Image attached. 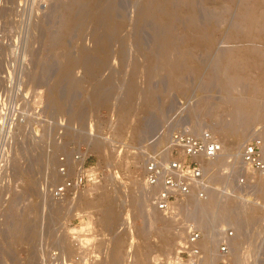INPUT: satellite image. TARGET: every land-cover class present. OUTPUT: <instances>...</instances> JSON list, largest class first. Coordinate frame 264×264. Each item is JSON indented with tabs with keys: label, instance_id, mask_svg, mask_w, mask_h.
<instances>
[{
	"label": "rangeland",
	"instance_id": "374dc122",
	"mask_svg": "<svg viewBox=\"0 0 264 264\" xmlns=\"http://www.w3.org/2000/svg\"><path fill=\"white\" fill-rule=\"evenodd\" d=\"M146 1L148 0L2 1L0 98L20 100L26 116L21 122L0 127V264H40L37 243L43 221L49 237L64 233L67 251H71L68 243L72 235L65 232L67 227L80 226L87 236L94 230L99 236L96 246L99 260L96 264H111L110 256L114 252L118 254V264H170L172 252L182 241L175 242L167 233L166 237H160L164 226L171 230L178 227L184 229L182 226L188 220L190 212L203 211L209 205L208 210L206 209L208 213L203 211L206 215L203 212L197 214L205 215L202 217L207 222L205 217L209 214L223 216L224 212L218 209L222 203L233 207L242 202L241 196L228 197L226 200L212 192L211 199L208 200L212 205L202 201V208V205L199 206L201 202L197 200L198 210L191 207L193 201L191 204L189 202L187 211L190 208L193 210L190 209L192 211L186 216L181 213L187 199L182 204L178 203L175 209V214L178 210L181 214L178 217L167 213L160 215L161 212L158 214L161 219L157 216L151 217L153 208L149 205L144 191L146 183L142 176V154L139 146L177 111L178 114L185 115L187 123L196 122L201 125L200 129L193 131L198 132L205 128L213 130L216 124H221L219 119L226 121L227 114L232 110V101L243 97L245 100L260 99L262 111L260 110L258 117L249 120L250 122L246 120L245 125L240 122V125L235 124L244 133L238 137V141L243 146L245 141L258 135L262 138L264 151V96L258 97L247 81L241 88L236 89L235 83L228 78V69L218 59L223 51L229 53L240 49H250L253 52L249 56L254 53V58H258L256 55L264 51V39L250 40L241 34H237L235 39V35H232L236 30L233 23L243 7L240 0H224L228 3L226 10H222L223 0H193V6L191 0H186L185 4L177 3L172 7L177 18L172 20L173 26L169 23V28H164V23L159 22L155 11L149 15L144 13ZM156 1L163 6L167 2ZM67 8H71L69 13ZM102 12L109 16V22L106 20L103 27L111 33L103 28L109 38L106 55L96 46L99 34L96 33V27L100 23L97 19ZM71 16L76 17L78 23L69 30ZM191 20L198 21V26L192 24ZM211 24L217 30L214 31ZM67 31H70L69 34ZM204 34H209L206 35L207 40ZM166 36L172 38L175 44L163 50L160 43ZM208 37L214 42L210 44ZM196 38L198 39L195 40ZM201 39L205 43L209 42L208 46ZM200 40L203 43L198 42ZM221 41L225 42L220 45ZM68 59L74 60L72 68L68 77L62 79V86L59 88L62 93L61 96L59 93V97L63 96L60 98L61 107L63 100L64 107L59 106L57 109L53 101H50L52 99L48 96L47 89H50ZM178 60L186 68H175L174 63ZM91 62L97 65L89 70ZM250 74L252 80L259 81L261 78L258 77L261 71L257 68L251 69ZM260 82L264 86V82ZM19 86L20 89L15 90ZM56 92H52V95ZM207 104L212 107L209 105L208 109ZM112 112L113 117L110 115ZM10 113L9 109L0 107L1 119H7ZM58 117L66 118L69 124L62 134L58 133L53 124L48 126L44 120ZM111 118L114 119L113 125ZM91 119L92 125L89 127ZM217 135L220 137L219 133ZM95 141L99 143L100 151L97 150L98 145L91 150ZM79 146L87 147L89 155L86 165L96 166L99 180L77 191L73 200H50L44 211L39 194V182L44 171H53L60 154L71 156ZM103 146L105 150H102ZM228 155L231 156L230 153ZM235 159L236 157L228 158V167L233 165ZM57 177L60 176L57 174ZM223 177L215 180V183H221ZM258 178L259 192L264 193V173L259 174ZM98 195L105 198L101 199L102 205L99 206L103 209L106 203L109 205L106 207L112 210L114 221L109 224L110 227L98 222L99 213L102 212L96 205L100 200ZM96 199L98 202H93L96 206L92 202L90 206L89 200ZM78 200L83 201L79 204ZM192 200L196 201L194 198ZM84 201H88V207L83 204ZM248 210L245 216H240L241 223L237 230L245 229L250 207ZM125 212L129 215L130 225L123 221ZM223 218L224 216L222 221L225 223ZM22 220L27 222L28 227L21 231L18 224ZM185 231L184 229L183 236ZM20 232L22 238L17 241L16 237ZM163 238L169 241L165 248L161 246L164 245ZM115 249L117 250L114 251ZM211 264L221 263L216 260L211 261Z\"/></svg>",
	"mask_w": 264,
	"mask_h": 264
},
{
	"label": "built area",
	"instance_id": "2783aa9c",
	"mask_svg": "<svg viewBox=\"0 0 264 264\" xmlns=\"http://www.w3.org/2000/svg\"><path fill=\"white\" fill-rule=\"evenodd\" d=\"M16 89H20V86ZM0 107L11 112L7 119L0 118V127L21 122L26 116L23 104L17 98H0ZM178 112L160 124L139 146L149 205L159 211L174 213V205L184 203L191 196L203 201L212 192L221 197L236 198L239 195L255 208L257 220L256 224L246 225L237 237L235 226L220 222L216 213L206 217L205 225L195 215L189 214L188 220L182 226L186 230L184 241L175 247L170 264H201L209 254L216 258L215 262L218 260L221 264H264V193L259 192L258 182V175L264 173L262 138L254 135L245 141L240 161L228 167L224 180L216 184L206 173L204 163L215 158L222 149L220 137L209 128L193 131L186 122L185 115ZM110 115L113 117V112ZM112 119L111 125L114 124ZM44 120L48 126L53 124L59 134L69 125L64 117ZM91 125L92 119L89 127ZM87 153V147L79 146L71 156L60 154L53 171H44L39 182L44 211L50 200H73L77 191L99 180L96 166L86 165L89 155ZM1 168L0 157V170ZM41 225L37 243L40 264H96L99 260V250L96 247L99 236L94 230L87 236L80 226L67 227L65 232L72 233L69 242L71 251H67L64 233L49 237L44 229L45 221ZM237 238H241L242 242L235 246L233 242ZM206 239L209 244L204 248L202 242ZM235 247L238 260L230 258Z\"/></svg>",
	"mask_w": 264,
	"mask_h": 264
},
{
	"label": "bare ground",
	"instance_id": "6f19581e",
	"mask_svg": "<svg viewBox=\"0 0 264 264\" xmlns=\"http://www.w3.org/2000/svg\"><path fill=\"white\" fill-rule=\"evenodd\" d=\"M2 1L3 0H0V6H1V3H2ZM75 1V0H74ZM79 1V0H78ZM94 1V0H93ZM161 1V0H160ZM185 1L186 0H167V2H165V5L163 6L162 4H160L158 1H156V0H148V1H146L147 2V4L145 5V7H144V13L145 14H147V15H149L150 14V12H156L157 14H158V18L160 19L159 20V22L160 21H162L163 23H164V28L165 27H168V25H169V23L171 24V22H172V20H176V11H174L173 9H172V7L174 8V6L173 5H175V4H177V3H179V5L182 3V4H185ZM189 1V0H188ZM224 1V0H223ZM229 1H232V0H229ZM234 1V0H233ZM238 1V0H237ZM241 2L240 3H242V5H243V7H242V9L238 12L239 14H238V19H235V22L233 23V24H235V26L234 27H236V28H234V29H236L235 30V32H234V30H233V34L232 35H235V39L237 38L236 37V35L237 34H241L242 36H244V37H246V38H249L250 40L251 39H264V0H240ZM90 2V1H89ZM98 2V1H97ZM101 2V1H100ZM115 2V1H114ZM191 6H193V4L195 3V2H193V0H191ZM225 2H227V1H224L222 4H221V6H222V10H226L227 8H228V3L226 4ZM4 3V2H3ZM92 3V2H91ZM95 3V2H94ZM233 3V2H232ZM73 4H74V2H73ZM76 4V3H75ZM97 4V3H96ZM5 5V4H4ZM84 5V4H83ZM94 5V4H93ZM103 5V4H102ZM190 5V4H189ZM188 5V6H189ZM80 7L82 6V5H79ZM108 6V5H107ZM111 6V5H110ZM144 6V5H143ZM142 6V7H143ZM178 6V5H177ZM187 6V5H186ZM195 6V5H194ZM176 7V6H175ZM241 7V6H240ZM72 8V7H71ZM71 8H67L66 10L68 11V13L70 12V10H71ZM98 8V7H97ZM192 8H194V7H192ZM92 9V8H91ZM90 9V10H91ZM100 9V8H99ZM109 9V8H108ZM195 9V8H194ZM193 9V10H194ZM1 10V9H0ZM142 10V11H143ZM172 10L174 11V13L172 12ZM86 11V10H85ZM93 11V10H92ZM103 11V10H102ZM104 11H106V10H104ZM75 12V11H74ZM191 12V11H190ZM194 12V11H193ZM99 14V13H98ZM106 14L107 13H105V12H102V14H100V16L98 17V19H97V21L98 20H100V23H98V22H96V23H98L99 25L96 27L97 29H96V33H99L98 34V42H97V49H100V51H102V53L103 52H105V55L107 54L106 52H107V46H109V38H108V36H107V32L108 33H110L109 31H107L103 26V24L105 23V21L107 20V22H109L108 21V18H109V16L107 17L106 16ZM190 14H192V12L190 13ZM75 15V14H74ZM193 15H194V13H193ZM196 15V14H195ZM194 15V16H195ZM97 16V15H96ZM156 16V15H155ZM237 16V15H236ZM66 17V16H65ZM78 17V16H77ZM106 17H107V19H106ZM176 17V18H175ZM189 17V16H188ZM188 17H187V19H188ZM182 18V17H181ZM181 18H179V19H181ZM193 18V16L191 15V17H190V19H192ZM186 19V18H185ZM184 19V20H185ZM189 19V20H190ZM196 20H197V18H195ZM195 19H193L194 21H195ZM70 20V22H72L71 24H70V26L68 27V29L69 30H71L70 28H72L71 26L72 25H76L77 23H78V19L76 18V17H74V16H71V18L69 19ZM114 20V19H113ZM178 20V19H177ZM161 22V23H162ZM175 22V21H174ZM189 22V21H188ZM188 22H187V24H188ZM198 22V21H197ZM197 22H192V20H191V23L193 24V23H195L194 25L195 26H198V24L196 25V23ZM212 24H213V22H211ZM113 24V23H112ZM212 24H211V27L213 28V30L215 31V27H213L212 26ZM69 25V24H68ZM95 25V24H94ZM162 25V24H161ZM167 25V26H166ZM172 25V24H171ZM174 25V24H173ZM172 25V26H173ZM190 25V24H189ZM96 26V25H95ZM170 26V25H169ZM171 26V27H172ZM194 26V27H195ZM113 27V26H112ZM163 27V26H162ZM103 28L107 31H103ZM169 28V27H168ZM167 28V29H168ZM67 29V30H68ZM95 29V28H94ZM117 29V28H116ZM197 29V28H196ZM195 29V30H196ZM118 30V29H117ZM170 30H171V28H170ZM198 30V29H197ZM196 30V31H197ZM212 30V31H213ZM217 30V29H216ZM202 31V30H201ZM219 31V30H218ZM68 32V31H67ZM70 32V31H69ZM69 32H68V34H69ZM112 32V31H111ZM95 33V34H96ZM113 33V32H112ZM197 33V32H196ZM199 34H200V32H198ZM211 33V32H210ZM111 34V33H110ZM161 34V33H160ZM164 34H165V32H164ZM164 34H163V36H164ZM172 34V33H171ZM170 34V35H171ZM198 34V35H199ZM202 34V33H201ZM197 34H195V36H196ZM203 35V34H202ZM206 35H208L209 36V34H204V37H206L205 39L207 40V36ZM110 36H112V35H110ZM167 36H169V35H167ZM167 36H166V38H164L162 41H161V43L160 44H162V48H163V50H167L168 48L167 47H169V45H174L173 44V39L171 38V39H169V38H167ZM194 36V37H195ZM211 36V35H210ZM199 37V36H198ZM200 37H202L203 38V36H200ZM230 37V36H229ZM233 37V36H232ZM209 38V37H208ZM212 38H213V36H212ZM211 38V39H212ZM160 39V38H159ZM198 38H196L195 40H197ZM204 39V38H203ZM210 39V38H209ZM208 39V40H209ZM209 40L210 41V44L211 43H213L214 42V40L212 39V40ZM233 39V38H232ZM175 40V39H174ZM202 40V39H201ZM201 40L200 41H198V42H201ZM230 40V39H229ZM203 41V40H202ZM212 41V42H211ZM231 41V40H230ZM263 41V40H262ZM175 42V41H174ZM197 42V43H198ZM204 42V41H203ZM203 42H201V43H203ZM225 41H221L219 44L221 45V43H224ZM233 42V41H232ZM62 43V42H61ZM209 43V42H208ZM208 43H205L204 42V44L205 45H207L208 46ZM181 44V43H180ZM199 44V43H198ZM58 45V44H57ZM60 45V44H59ZM204 45V46H205ZM170 46V47H171ZM209 46H211V45H209ZM65 47V46H64ZM160 47V48H161ZM96 49V50H97ZM99 51V50H98ZM109 51V50H108ZM243 51H246V52H243ZM249 53H248V52ZM251 52H253V51H251L250 49H240V50H236V51H232V52H222V53H220V55L218 56V59H220L219 61H221V62H223L222 64H223V66H225V69H228V78L230 79V80H232L234 83H235V85H236V89L239 87V88H241L240 86L243 84V83H246L245 81H247V83H249L248 85H250L249 87H251L252 89L251 90H253V92L258 96V97H263L264 96V86L261 84V82H260V80H262L263 82H264V51L261 53H259V54H257L256 56H258V58H254L255 56H254V53H252L253 55L251 56H249V54L251 53ZM256 52V51H255ZM102 58V57H101ZM105 58H106V56H105ZM100 59V58H99ZM107 59V58H106ZM74 60H67L66 61V63L64 64V66L60 69L61 71L59 72V75H58V77L55 79V80H53L54 82H52V84L50 85V89L48 90L47 89V91H48V96L52 99V100H50V101H53V105L55 106V107H57V109H58V107L60 106L61 107V100H60V98H63V96L62 97H59V93H60V96H61V92H59V88L62 86V79L64 80L66 77H68V74H69V72H70V69L72 68V62H73ZM90 61H93V60H90ZM94 61H95V59H94ZM101 63V62H100ZM74 64V63H73ZM91 65L92 66H90L89 67V70H92V69H94L95 67H93L94 65H97V63H93L92 64V62H91ZM100 66V65H99ZM174 67L175 68H178L179 70H181V68H184L185 67V64L184 63H182V61H180V60H178V61H176L175 63H174ZM186 68V67H185ZM253 68H257V69H259L260 71H261V74H260V76H258L259 78H260V80L259 81H255V80H252L251 79V74H250V70L251 69H253ZM175 70V69H174ZM183 74H184V72H183ZM248 85H247V87H248ZM246 87V86H245ZM238 88V89H239ZM130 90L132 89V88H129ZM249 89V88H248ZM57 91V92H56ZM128 91V90H127ZM132 91V90H131ZM52 92H56L55 94H54V96L52 95L53 93ZM67 92V91H66ZM75 92V91H74ZM130 93H132V92H130ZM129 93V94H130ZM128 94V93H127ZM64 95V94H63ZM254 95V94H253ZM53 96V97H52ZM66 96V95H65ZM102 97H103V94L101 95ZM101 96L99 97V98H101ZM256 96V97H257ZM98 98V99H99ZM254 99V98H253ZM263 99H264V97H263ZM262 99V100H263ZM63 100V99H62ZM101 100H103V98L102 99H100L99 101H101ZM259 100L260 99H255V100H245V99H243V97H242V99L240 98L239 100H233L232 101V110H231V112H229L226 116V118H225V122H224V120H222V119H219L220 121H221V124H216V126L215 127H213V130L212 131H214V133L215 132H218L219 134H220V139H221V142H222V149L220 150V152L217 154V156L215 157L216 159H218V160H211V159H208L207 161H206V163H204V168H205V171H206V173H208L209 175H210V177H212V179L215 181V180H218V179H220L221 177H225V171H226V169L228 168V166L230 165V162L228 161V158H231V157H236V159H235V161L232 163V164H235V163H237V162H239L240 161V155H241V149H240V147L242 146V144H240L239 143V141H238V137L241 135L242 136V134H244V133H241L242 132V130H240V127H236L235 126V124L236 123H238V122H240V123H247V121L246 120H248V122H250L249 120H253L254 118H256V117H258V115H259V112H260V110L262 109L261 108V101L259 102ZM49 101V102H50ZM104 102V101H103ZM102 103V102H101ZM262 103H263V101H262ZM206 104V103H205ZM208 105V104H207ZM210 105V104H209ZM208 105V106H209ZM264 105V104H263ZM263 105H262V107H263ZM63 107H64V100H63V105H62ZM200 106H202V105H200ZM205 106V105H204ZM204 106H202V107H204ZM211 106V105H210ZM210 106L208 107V109L210 108ZM63 107H61V108H63ZM207 107V106H206ZM212 107V106H211ZM264 108V107H263ZM60 109V108H59ZM147 109V108H146ZM212 109V108H211ZM207 110V109H206ZM208 111H211V110H208ZM262 111V110H261ZM228 112V111H227ZM220 114V113H219ZM261 114V113H260ZM260 118V117H259ZM219 122V121H218ZM252 122V121H251ZM190 124V127H191V129L192 130H198V129H200L201 128V125L199 124V123H196V122H190L189 123ZM239 124V123H238ZM218 125V126H217ZM240 125V124H239ZM239 125H237V126H239ZM245 125V124H244ZM241 126H242V124H241ZM242 128H243V126H242ZM217 133V134H218ZM239 140H240V138H239ZM98 142V141H97ZM226 142V143H225ZM95 143H96V141H95ZM95 143H93L92 144V146H91V150H93L95 147H97V145H98V149L97 150H99V149H101V147L99 148V143L97 144H95ZM226 145H225V144ZM243 143V142H242ZM224 146V147H223ZM104 147V146H103ZM93 148V149H92ZM223 148H224V150L225 151H223ZM96 149V148H95ZM90 150V151H91ZM102 150H105V147L102 149ZM100 151V150H99ZM106 152V151H105ZM231 154V156L230 155H228L227 156V154H229V153ZM264 152V151H263ZM106 154V153H105ZM220 156V157H219ZM218 157V158H217ZM215 158H213V159H215ZM83 161V159L80 161V162H82ZM19 170V169H18ZM28 171H26V173H27ZM223 172V173H222ZM248 172H250V173H252L251 171H250V169H248ZM262 174V173H261ZM110 175H111V177H113L114 178V176H113V174L110 172ZM223 177V178H224ZM111 179V178H110ZM114 180V179H113ZM258 182H259V185H260V179L258 178ZM115 183V182H114ZM114 186H115V184H113ZM100 186V185H99ZM113 186V187H114ZM116 187V186H115ZM101 188H102V186H101ZM103 190H104V188H103ZM145 192H146V196H147V198H148V191H147V186L145 187V190H144ZM98 192H100V188H99V191ZM104 192H106V191H104ZM86 193V192H85ZM101 193H102V190H101ZM102 195H105L104 193L102 194ZM211 195H212V193H210V195L208 196V198L206 199V200H203V203H207V202H209L210 203V201H208V200H210L211 199ZM99 196V195H98ZM97 196V198L99 199L100 198V200H98L99 201V203L98 204H96L99 208H101L100 206L102 205L101 204V202H102V200L101 199H103V200H105V198H101L100 196L98 197ZM108 196V195H107ZM117 196H119V194H117ZM95 197L96 196H94V200H95ZM104 197V196H103ZM111 197V196H110ZM121 197V196H120ZM221 197V196H220ZM238 197H240V196H238ZM115 198H116V196H115ZM118 198V197H117ZM190 198H194L196 201H194V200H188V199H190ZM222 198V197H221ZM241 198V197H240ZM79 199H80V197H79ZM113 199V198H112ZM223 199H229L228 197H224ZM239 199V198H238ZM94 200H92V201H90L89 200V205L91 206L92 204H91V202L93 203V202H98L97 201V199H96V201H94ZM119 200H121V199H119ZM225 200V201H226ZM242 200V199H241ZM79 201V200H78ZM83 201V200H82ZM82 201H79L78 203L80 204V202H82ZM113 201V200H112ZM140 201V200H139ZM187 201L188 202H186V205H185V207H184V209L182 208V213L181 214H184L185 216H186V214H188V212H190V211H192L193 209L192 208H190V207H188V208H190V209H192V210H190V209H188V211H187V206H188V204H189V202H190V204H191V202L193 201V203L191 204L192 206L191 207H193L194 209H198L199 210V208H197V204H198V202H197V199L194 197V196H191V197H189V198H187ZM207 201V202H206ZM121 202H122V200H121ZM142 202V201H141ZM199 202H201V204L199 205V206H201L202 208H204V206H203V204H202V201H199ZM88 201H86V203H85V201H84V203L83 204H85V205H87V207L89 206L88 204ZM209 203H207V204H209ZM99 204H101L100 206H99ZM177 204V205H176ZM175 205H174V211H175V209H177V206L179 205L178 203H176ZM207 204H204V205H207ZM78 205V204H77ZM93 205H94V207L96 206L94 203H93ZM106 203H105V205L103 206V209H102V212H100L99 210V217H98V222L100 221V223H102L104 226L106 225H109L110 223L112 224V221H114L113 220V214H112V210H111V208H109V207H106ZM210 205H212V202L210 203ZM230 204H228V203H222L221 204V206L220 207H218V209L220 208L221 209V211L222 212H224V214H222L223 216H224V218H223V220L224 221H226L227 223H231L233 226H236L235 228H236V231H237V237H239V232H240V230H237V227L239 226V223H241L240 221H239V218H240V216L242 215V216H245V214L246 213H248L247 211H249L248 210V208L250 207V213H249V215L247 216V221L245 222V228L247 227L246 225H248V224H256V220H257V217H256V210H255V208L253 207V206H251L250 204H248V203H246V201L245 200H242V202L240 203V204H235V206H229ZM83 206V205H82ZM107 206H109V205H107ZM147 206V205H146ZM190 206V205H189ZM208 207H209V205H207ZM81 207V206H80ZM105 207V208H104ZM152 208H153V210H152V212H151V217H153V218H156V216L157 217H159V213L161 212V214L160 215H162V213H167V214H175V212L174 213H168V211H159V210H157V209H155L153 206H151ZM196 207V208H195ZM206 207V206H205ZM208 207L206 208L207 210H208ZM98 208V209H99ZM201 208V209H202ZM100 209V210H101ZM155 209V210H154ZM186 209V210H185ZM206 209H204L205 210V212H207L206 211ZM251 209H252V211H251ZM253 209L255 210V211H253ZM96 210H97V208H96ZM116 210V209H115ZM114 210V211H115ZM203 210V209H202ZM203 210V211H204ZM186 211V212H185ZM203 211H198L199 213L200 212H203ZM123 211H121V213H122ZM149 212H150V210H149ZM198 212H197V210H194V211H192V212H190L189 214H192V215H195L196 216V218L200 221V223L202 224H204L205 225V221H204V219H203V217L206 215L204 212V216L203 215H199L200 216V218H198L199 216L197 215L198 214ZM253 212V213H252ZM208 213V212H207ZM101 214V215H100ZM123 214V213H122ZM180 214V212H179V210L178 211H176V214L175 215H177V217H178V215H181ZM201 214V213H200ZM218 214H219V211H218ZM190 216V215H189ZM203 216V217H202ZM208 216V215H207ZM222 216V217H223ZM241 216V217H242ZM222 217H221V215H220V217L218 216V218H220L219 219V221L220 222H223L222 221ZM160 219L162 218L161 216L159 217ZM206 218V217H205ZM250 218V219H249ZM163 219H164V217H163ZM242 220V219H241ZM123 221L125 222V223H128L129 224V222H130V219H129V215H128V213L127 212H125V215H123ZM239 221V222H238ZM117 222V221H116ZM205 222V223H204ZM115 223V222H114ZM27 225V222L25 221V220H22L19 224H18V227H19V229L22 231L25 227H28V225ZM130 225V224H129ZM129 225L127 226V227H129ZM111 225H109V227H110ZM114 226V225H113ZM124 226V225H123ZM17 227V226H16ZM17 227V228H18ZM165 227V228H164ZM163 228H162V230H161V235H160V237H163V236H167L166 235V233L167 234H169V235H171L172 236V239H175V242H180V241H184V236H183V234H184V229H181V228H179L178 227V229H175V230H171V229H169V228H166V226H164ZM107 228V227H106ZM113 228V227H112ZM109 229V228H108ZM116 229V228H115ZM1 230V229H0ZM159 230V229H158ZM31 231V230H30ZM108 231V230H107ZM145 230H143V233H145L146 234V232H144ZM19 232V231H18ZM24 232V231H23ZM141 232V231H140ZM20 234H21V232L19 233V235H18V237H16V240L17 241H19L22 237H20ZM106 234V233H105ZM142 235V234H141ZM168 235V236H169ZM108 236V235H107ZM132 237V236H131ZM159 237V238H160ZM117 239V238H116ZM121 239V238H120ZM161 239V238H160ZM164 242H163V241ZM161 241L164 243V245H161L162 246V248L164 247H166V246H168V245H166V243H168L167 242V239L165 240L164 238L162 239ZM121 242V241H120ZM240 242H242L241 241V238H237V239H235L234 240V245L235 246H238V244L240 243ZM119 243V242H118ZM69 244V243H68ZM208 244H209V240L208 239H206V240H204L203 242H202V246L204 247V248H207L208 247ZM237 248L235 247V249H234V251H233V254H231V256H230V258H232V259H236V260H238L237 259V254L235 253V250H236ZM117 249H115L114 251H116ZM115 253V252H114ZM114 253H112V255L110 256V259H111V261L110 262H112L111 264H118L117 263V256H118V254H114ZM118 253V252H117ZM114 254V255H113ZM215 259L216 258H212L211 256H210V254L209 255H206L205 257H204V259H203V261H202V263L201 264H211V261H215ZM137 263V262H136Z\"/></svg>",
	"mask_w": 264,
	"mask_h": 264
}]
</instances>
